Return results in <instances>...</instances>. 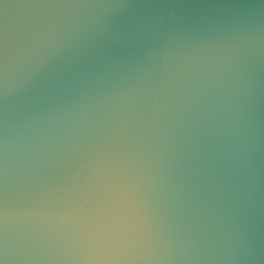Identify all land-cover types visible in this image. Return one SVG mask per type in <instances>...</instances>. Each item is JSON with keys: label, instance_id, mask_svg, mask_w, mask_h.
Instances as JSON below:
<instances>
[{"label": "water", "instance_id": "water-1", "mask_svg": "<svg viewBox=\"0 0 264 264\" xmlns=\"http://www.w3.org/2000/svg\"><path fill=\"white\" fill-rule=\"evenodd\" d=\"M0 264H264V0H0Z\"/></svg>", "mask_w": 264, "mask_h": 264}]
</instances>
